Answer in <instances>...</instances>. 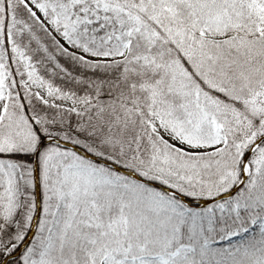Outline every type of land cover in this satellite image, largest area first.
Returning <instances> with one entry per match:
<instances>
[{
  "label": "snow or ice",
  "instance_id": "obj_1",
  "mask_svg": "<svg viewBox=\"0 0 264 264\" xmlns=\"http://www.w3.org/2000/svg\"><path fill=\"white\" fill-rule=\"evenodd\" d=\"M0 264H264V0H0Z\"/></svg>",
  "mask_w": 264,
  "mask_h": 264
}]
</instances>
